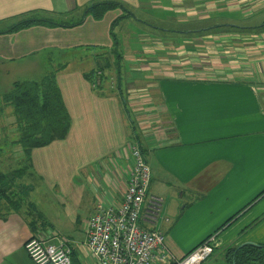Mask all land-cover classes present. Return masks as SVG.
I'll return each mask as SVG.
<instances>
[{
  "label": "crops",
  "instance_id": "obj_1",
  "mask_svg": "<svg viewBox=\"0 0 264 264\" xmlns=\"http://www.w3.org/2000/svg\"><path fill=\"white\" fill-rule=\"evenodd\" d=\"M96 1L0 0V70H36L35 58L47 51L109 49L121 9L101 20L87 16L73 27L6 32L26 19L78 20ZM112 1L172 30L264 24V0ZM255 19L259 24H252ZM128 23L124 34L137 30L141 45L125 55L131 78L142 87L128 95L139 125L122 112L123 98L102 96L75 74L66 78H73L67 89L60 86L74 122L69 136L34 150L32 166L53 192L58 189L55 199L78 223L81 211L89 219L98 203L109 206L124 196L130 167L125 147L137 142L151 172L146 203L162 200L155 221L142 225L160 231L176 259L215 235L214 253L204 264H230L231 250L264 246V30L156 36L135 20ZM36 227L22 213L1 215L0 263L34 264L15 255L14 241L26 251L35 235H61L54 225ZM85 242L70 246L73 264H95Z\"/></svg>",
  "mask_w": 264,
  "mask_h": 264
},
{
  "label": "trees",
  "instance_id": "obj_2",
  "mask_svg": "<svg viewBox=\"0 0 264 264\" xmlns=\"http://www.w3.org/2000/svg\"><path fill=\"white\" fill-rule=\"evenodd\" d=\"M115 9H121L123 15L115 21L111 27L112 46L109 49H86L87 51L90 50L92 54L89 55L90 57L87 56L85 60L93 58L92 62L94 63L95 68L91 69L90 73H85L84 79L90 82L91 85H98L99 87L110 84L111 88L116 87L121 96L126 95L127 91L131 88L130 82L128 81V70L124 64L126 55L124 49L127 50L128 47H131V39L129 38L130 34H124V32L127 31V26L129 25L128 21L130 19L141 24L146 30L149 29L153 32L151 34L156 36L160 35L159 32L163 31L187 36L198 32L238 33L246 31L260 32L261 30H264V24L254 28H241L232 24H218L213 27L200 28L194 31H191L190 29L183 31L166 29L145 22L144 19L137 16L117 1L98 0L87 6L84 9V15L73 23L62 21L52 22L45 19H26L12 26L6 32H14L33 25L73 27L80 25L87 16H91L95 20H101L107 12ZM127 34H129L128 37H125ZM72 52H74V50ZM45 53L51 55V51ZM66 68L67 66L63 69ZM63 69H59L56 72H48L40 80L14 82L8 92L4 94L0 92V120L7 119L2 117L8 108L11 109V117L14 119L10 129L7 127L0 128V144L9 143L20 147L22 150V159L23 157H26L27 162L30 163L31 167L33 150L47 147L57 141H63L67 138L69 132L71 117L65 107L62 91L56 80L57 74ZM123 69L126 73L125 76H123ZM114 76H116V84L111 86V83L115 78ZM9 131H14L15 135L13 138L6 135ZM0 154H3L2 149H0ZM7 176H11L9 183H5L9 180L7 179ZM16 177H20L19 171L11 170L9 173H3L0 170V203L11 200L8 190L14 184ZM36 228L37 227H35V229ZM230 257V264L234 261L236 264L264 262V247L246 245L241 249L231 250Z\"/></svg>",
  "mask_w": 264,
  "mask_h": 264
},
{
  "label": "built area",
  "instance_id": "obj_3",
  "mask_svg": "<svg viewBox=\"0 0 264 264\" xmlns=\"http://www.w3.org/2000/svg\"><path fill=\"white\" fill-rule=\"evenodd\" d=\"M113 85V82L111 83ZM129 161L124 196L109 206L98 203L84 226L85 246L95 264H204L215 250V235L208 237L180 259L169 251L165 237L148 229L142 221L154 222L162 200L152 197L146 203L150 167L137 142L125 147ZM34 264H73V251L66 240L52 232L35 235L25 244Z\"/></svg>",
  "mask_w": 264,
  "mask_h": 264
},
{
  "label": "rangeland",
  "instance_id": "obj_4",
  "mask_svg": "<svg viewBox=\"0 0 264 264\" xmlns=\"http://www.w3.org/2000/svg\"><path fill=\"white\" fill-rule=\"evenodd\" d=\"M134 12L136 13L137 11ZM74 14L76 13L73 12V16H75ZM61 21L66 23H73L75 20L63 18V20ZM259 21L260 19H255V21H252V24H259ZM137 35V30L132 29L130 31L131 47L135 50L140 49L141 46L139 43V37ZM86 49L87 48H78L74 49V52L51 51V55H49V53H44L41 57L35 58V62L39 65L36 70L32 71L7 72L4 70H0V92L3 94L8 92L14 82L24 80H40L46 73L56 72L57 70L63 69L66 66V69H63L57 74L56 80L59 87L62 85V87H65L67 89L70 81L73 78H66H69L75 74H82L84 76L85 73H90L91 69L95 68L94 63L92 62L93 58L85 60L87 56L90 57L89 55L92 54L90 50L87 51ZM124 51L126 53L128 52L126 49H124ZM124 64L126 69H129L128 67L130 66H128L126 63ZM0 68L2 67L0 66ZM122 72H124L123 76H125L126 73L124 69L122 70ZM127 72L129 74L128 81L133 83L135 79L131 78L132 74L129 73V71ZM114 77L115 78L113 81V85L116 84V76ZM138 85L139 81L136 80L134 81V84L131 86V88L134 90H142V87ZM92 89L102 96H115L120 100H122V97L125 98L124 101L120 102L122 112L125 116H127L128 114L131 116V118L128 120L129 122L133 121L136 125H139V122L137 121L135 116L134 109L130 104L128 96L130 94V91H127L126 95L121 96L116 87L111 88L110 84H106L102 87L93 85ZM122 104L126 108H124ZM2 118L7 119L0 120V128L7 127L10 129L12 127L11 124L14 122V119H12L11 117L10 108L6 109V113ZM73 123L74 122L71 119L67 137L69 136ZM6 135H8L10 138H13L15 133L14 131H9L8 133H6ZM0 149L3 150V154H0V170L3 173H9L11 170L19 171L20 173V177L15 178L14 184L8 190L11 200L3 201L0 203V215H4L7 212L14 210V213H22L26 217H28L35 227L42 225L45 229V227L47 226L54 225L60 231V236H62L69 242V246H71L73 249L75 247L77 248L79 243L81 241L83 242L86 238L84 234V221L88 219V216L83 214V212L81 211L79 213V222H73V219L70 218L67 213H65L63 205L59 202V200L55 199V193L58 192V189H55V191L53 192L51 187L42 179V176L36 172L33 166H30V163L27 162V158L23 157L22 159V154L21 152H19L21 148L13 144L1 143ZM37 175H39V177ZM10 178L11 176H7V179L9 180L5 183H9V181L11 180ZM11 249L14 250L16 256H28V253H26L23 247H19L16 241H14L13 247ZM1 250L2 244L0 243V251ZM74 263H76L75 260Z\"/></svg>",
  "mask_w": 264,
  "mask_h": 264
},
{
  "label": "water",
  "instance_id": "obj_5",
  "mask_svg": "<svg viewBox=\"0 0 264 264\" xmlns=\"http://www.w3.org/2000/svg\"><path fill=\"white\" fill-rule=\"evenodd\" d=\"M256 246H257V247H264V246H259V245H256ZM240 247H242V246H240ZM233 264H236L235 261L233 262Z\"/></svg>",
  "mask_w": 264,
  "mask_h": 264
}]
</instances>
